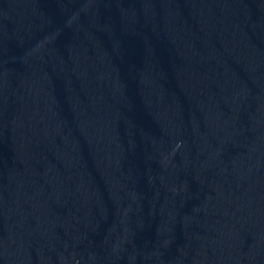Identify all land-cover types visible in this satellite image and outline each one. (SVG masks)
<instances>
[{
  "label": "water",
  "instance_id": "obj_1",
  "mask_svg": "<svg viewBox=\"0 0 264 264\" xmlns=\"http://www.w3.org/2000/svg\"><path fill=\"white\" fill-rule=\"evenodd\" d=\"M0 264H264V0H0Z\"/></svg>",
  "mask_w": 264,
  "mask_h": 264
}]
</instances>
